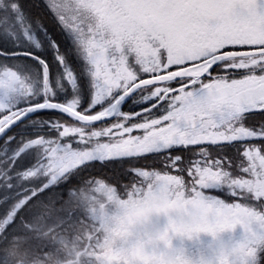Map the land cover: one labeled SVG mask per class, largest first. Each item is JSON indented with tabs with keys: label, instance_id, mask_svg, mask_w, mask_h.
<instances>
[{
	"label": "snow or ice",
	"instance_id": "6c2138e0",
	"mask_svg": "<svg viewBox=\"0 0 264 264\" xmlns=\"http://www.w3.org/2000/svg\"><path fill=\"white\" fill-rule=\"evenodd\" d=\"M164 200L264 217V0H0V264H126Z\"/></svg>",
	"mask_w": 264,
	"mask_h": 264
},
{
	"label": "clouds",
	"instance_id": "9594fccd",
	"mask_svg": "<svg viewBox=\"0 0 264 264\" xmlns=\"http://www.w3.org/2000/svg\"><path fill=\"white\" fill-rule=\"evenodd\" d=\"M107 216V254L126 264H254L256 249L244 233L264 230V217L220 228L205 210L167 200L117 205ZM134 235L143 243H128Z\"/></svg>",
	"mask_w": 264,
	"mask_h": 264
}]
</instances>
